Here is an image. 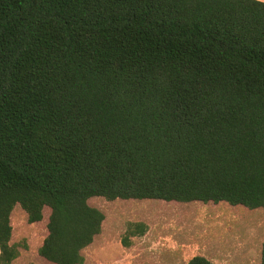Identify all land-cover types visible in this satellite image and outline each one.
Masks as SVG:
<instances>
[{
  "label": "trees",
  "instance_id": "1",
  "mask_svg": "<svg viewBox=\"0 0 264 264\" xmlns=\"http://www.w3.org/2000/svg\"><path fill=\"white\" fill-rule=\"evenodd\" d=\"M93 199L264 211L263 1L0 0V264L18 205L84 264Z\"/></svg>",
  "mask_w": 264,
  "mask_h": 264
},
{
  "label": "rangeland",
  "instance_id": "2",
  "mask_svg": "<svg viewBox=\"0 0 264 264\" xmlns=\"http://www.w3.org/2000/svg\"><path fill=\"white\" fill-rule=\"evenodd\" d=\"M109 203L93 199L90 205L103 212L105 222L95 243L83 252L84 264H184L205 256L214 264H259L264 242V211L218 205H158L156 200ZM48 210L44 211L45 216ZM13 241L19 257L13 264H50L37 253L47 235L45 223L29 224L18 205L13 211ZM143 222L148 231L122 238L130 223Z\"/></svg>",
  "mask_w": 264,
  "mask_h": 264
},
{
  "label": "crops",
  "instance_id": "3",
  "mask_svg": "<svg viewBox=\"0 0 264 264\" xmlns=\"http://www.w3.org/2000/svg\"><path fill=\"white\" fill-rule=\"evenodd\" d=\"M259 1H263L264 2V0H259Z\"/></svg>",
  "mask_w": 264,
  "mask_h": 264
}]
</instances>
